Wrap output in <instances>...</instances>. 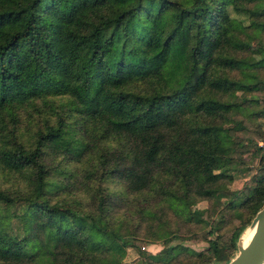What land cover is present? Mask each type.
Here are the masks:
<instances>
[{"label": "trees", "instance_id": "16d2710c", "mask_svg": "<svg viewBox=\"0 0 264 264\" xmlns=\"http://www.w3.org/2000/svg\"><path fill=\"white\" fill-rule=\"evenodd\" d=\"M253 40L264 52V0H0V169L21 176L0 186V264H122L139 233L163 238L172 220L210 234L235 212L228 242H166L141 264L227 261L264 201L258 145L257 170L228 188L231 129L264 115L248 96L263 81L240 76L263 68ZM83 177L85 206L69 198Z\"/></svg>", "mask_w": 264, "mask_h": 264}, {"label": "rangeland", "instance_id": "374dc122", "mask_svg": "<svg viewBox=\"0 0 264 264\" xmlns=\"http://www.w3.org/2000/svg\"><path fill=\"white\" fill-rule=\"evenodd\" d=\"M246 58H250L253 60L254 64L257 66H263V68L256 69H248L243 71L240 76H248L254 79H260L262 82L260 89H255L248 92L249 98L256 99V101H251L253 108L255 107L264 108V52L262 46L257 43L255 40L251 41L249 51L246 55ZM256 102V103H255ZM30 113H34V110L27 108L19 109L17 112L18 121H17V130L19 133L22 134L24 137L26 135V130L28 128L27 120L31 118ZM240 117V115H236ZM242 118V126L241 128L231 129L233 138L238 141V145L236 147V151L234 153V160L235 165L231 168L232 172V179L228 184L229 189H240L243 185L249 180L251 174L257 170L258 165V157L262 153L260 148H257V141L260 140L264 136V115L260 116L259 118ZM11 121V117L7 114L4 116H0V132H1V124L2 122L8 123ZM54 161L53 158L48 157L47 162ZM80 175L77 174L76 178ZM21 176L18 175L16 172L13 171H2L0 169V186L1 187H13L14 185L21 183L20 182ZM85 180V178L79 179ZM72 181V182H76ZM118 180H109V186L118 189L117 187ZM89 184L88 180H85L83 184H80L81 190H73V195L69 193V198H72L74 202L78 203V205L85 206L87 203V185ZM71 191V189H70ZM191 206L197 207H205L207 205V201L205 199L195 198L193 201H190ZM121 208V207H120ZM119 209V208H118ZM117 209V210H118ZM119 212V210L117 211ZM235 212H230L229 215H224V223H222L218 230L215 232L212 231L210 234L205 233V231L209 228L208 224L203 223H184L180 225H175L172 220H170V226L172 228L171 232L168 233L163 238H148L144 234L139 233L133 240L132 243L126 244L124 246V254L121 257L122 264H141L142 262V252L154 253L158 249L162 247L163 243H170V244H181L190 248L191 250H204L207 246V242L205 237L215 236L217 240L220 242H228V237L231 233V230L238 224L239 219L235 215ZM171 218V215H167ZM215 218V217H213ZM249 222V221H248ZM247 223L241 228V231L247 226ZM10 226L15 228V220H10ZM238 234V235H239ZM111 236V233L106 232L104 235L100 237L97 241V246L100 249H103L106 245L107 239ZM238 237V236H237ZM237 240V238H236ZM236 240L234 243H236ZM142 250V251H140ZM236 251V246L232 255ZM209 255V251H207ZM231 255V256H232ZM190 255L181 254L178 259L181 261L182 264H192L191 260H188ZM211 263L209 262H202L201 264ZM216 264H220L223 262H212Z\"/></svg>", "mask_w": 264, "mask_h": 264}, {"label": "water", "instance_id": "95a60500", "mask_svg": "<svg viewBox=\"0 0 264 264\" xmlns=\"http://www.w3.org/2000/svg\"><path fill=\"white\" fill-rule=\"evenodd\" d=\"M251 228L249 237L245 242L240 240L242 231ZM238 235L235 253L220 264H263L264 263V201L255 210L247 226ZM216 264V263H205Z\"/></svg>", "mask_w": 264, "mask_h": 264}, {"label": "bare ground", "instance_id": "6f19581e", "mask_svg": "<svg viewBox=\"0 0 264 264\" xmlns=\"http://www.w3.org/2000/svg\"><path fill=\"white\" fill-rule=\"evenodd\" d=\"M250 231H251V228H249V227H246V228L242 231V233H241V235H240V240H241L242 242H245V241L247 240V238L249 237Z\"/></svg>", "mask_w": 264, "mask_h": 264}, {"label": "built area", "instance_id": "2783aa9c", "mask_svg": "<svg viewBox=\"0 0 264 264\" xmlns=\"http://www.w3.org/2000/svg\"><path fill=\"white\" fill-rule=\"evenodd\" d=\"M257 145L260 146L264 150V138L258 140Z\"/></svg>", "mask_w": 264, "mask_h": 264}]
</instances>
